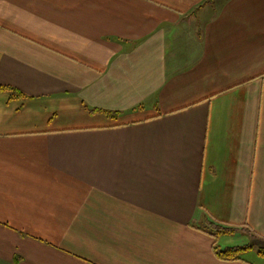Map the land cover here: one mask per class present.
Returning <instances> with one entry per match:
<instances>
[{"label":"crops","instance_id":"1","mask_svg":"<svg viewBox=\"0 0 264 264\" xmlns=\"http://www.w3.org/2000/svg\"><path fill=\"white\" fill-rule=\"evenodd\" d=\"M0 86V264H264V0H0Z\"/></svg>","mask_w":264,"mask_h":264},{"label":"trees","instance_id":"2","mask_svg":"<svg viewBox=\"0 0 264 264\" xmlns=\"http://www.w3.org/2000/svg\"><path fill=\"white\" fill-rule=\"evenodd\" d=\"M10 89L11 88L8 86H0V91L2 90L9 91ZM239 227H242L244 231H246L251 235L250 242L240 246L225 247L223 249L218 248L217 245L215 244L214 254L216 255L217 258L225 261L240 260L242 259L241 253H244L245 251L253 248H255L259 254L264 255V238L253 232L247 226H236V225L226 226V224L221 222H217V223L210 222L209 229H203V230H205L207 233L212 235L215 238V242H216V238L219 235L232 233L235 229Z\"/></svg>","mask_w":264,"mask_h":264},{"label":"rangeland","instance_id":"3","mask_svg":"<svg viewBox=\"0 0 264 264\" xmlns=\"http://www.w3.org/2000/svg\"><path fill=\"white\" fill-rule=\"evenodd\" d=\"M225 239H229V244L235 245V244H241L242 241H240L237 237H227ZM223 240V237L219 238L218 243H221ZM258 251L256 249H250L248 251H245L244 253H241V257L244 259L251 260L255 263H260L262 262L261 258H258Z\"/></svg>","mask_w":264,"mask_h":264}]
</instances>
